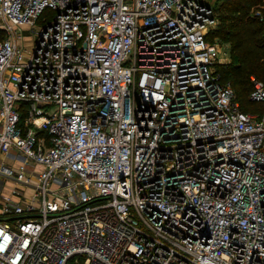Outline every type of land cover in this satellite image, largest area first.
Wrapping results in <instances>:
<instances>
[{
	"label": "built area",
	"instance_id": "obj_1",
	"mask_svg": "<svg viewBox=\"0 0 264 264\" xmlns=\"http://www.w3.org/2000/svg\"><path fill=\"white\" fill-rule=\"evenodd\" d=\"M216 21L0 0V264H264V81L243 110Z\"/></svg>",
	"mask_w": 264,
	"mask_h": 264
},
{
	"label": "trees",
	"instance_id": "obj_2",
	"mask_svg": "<svg viewBox=\"0 0 264 264\" xmlns=\"http://www.w3.org/2000/svg\"><path fill=\"white\" fill-rule=\"evenodd\" d=\"M256 8L264 13V0H221L213 6L217 24L212 32L231 47L232 61L219 66L220 76L230 80L240 107L248 111L261 108L249 97L250 75L259 70L255 77L264 81V23L254 14Z\"/></svg>",
	"mask_w": 264,
	"mask_h": 264
},
{
	"label": "rangeland",
	"instance_id": "obj_3",
	"mask_svg": "<svg viewBox=\"0 0 264 264\" xmlns=\"http://www.w3.org/2000/svg\"><path fill=\"white\" fill-rule=\"evenodd\" d=\"M209 2L212 6H216L220 3L221 0H204ZM217 24V21L215 23V25H213V27L210 29V32L208 33V39L209 40H216L219 48H220V55H221V60H222V64H226L232 61L231 58V47H230V43L227 40H224L220 37H217L216 35H214V33L212 32V29L215 28ZM31 36V34H29V37ZM28 45H26L25 48H27ZM262 69V68H261ZM258 75H256L255 73H252V75L254 74V76H260L259 74V70H257ZM228 82L230 85V80H224V82ZM232 86V85H231Z\"/></svg>",
	"mask_w": 264,
	"mask_h": 264
},
{
	"label": "crops",
	"instance_id": "obj_4",
	"mask_svg": "<svg viewBox=\"0 0 264 264\" xmlns=\"http://www.w3.org/2000/svg\"><path fill=\"white\" fill-rule=\"evenodd\" d=\"M6 159H7V161H8L9 163H12V164H15V163H16V162L14 161V159H13V155H12V154H9L8 157H7Z\"/></svg>",
	"mask_w": 264,
	"mask_h": 264
}]
</instances>
